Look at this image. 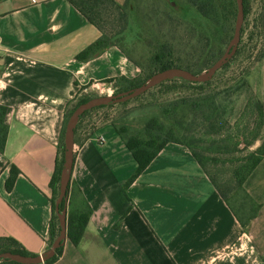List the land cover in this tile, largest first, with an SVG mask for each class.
I'll use <instances>...</instances> for the list:
<instances>
[{
    "label": "crops",
    "instance_id": "obj_1",
    "mask_svg": "<svg viewBox=\"0 0 264 264\" xmlns=\"http://www.w3.org/2000/svg\"><path fill=\"white\" fill-rule=\"evenodd\" d=\"M99 35L68 0H0V104L8 125L0 237L29 255L48 248L49 183L66 109L94 87L140 74L115 46L77 60ZM80 131L70 205L86 203L90 216L78 244L66 238L52 264H264V156L244 181L260 207L243 230L185 146L168 143L125 187L136 163L112 126ZM11 166L19 173L7 191Z\"/></svg>",
    "mask_w": 264,
    "mask_h": 264
},
{
    "label": "trees",
    "instance_id": "obj_2",
    "mask_svg": "<svg viewBox=\"0 0 264 264\" xmlns=\"http://www.w3.org/2000/svg\"><path fill=\"white\" fill-rule=\"evenodd\" d=\"M68 1L100 32L94 42L76 55L77 60L88 61L115 46L140 69V74L135 78H116L120 84L118 92L139 86L154 73L170 67L183 68L195 74L208 69L222 55L221 46L226 43L230 21L234 19L235 24L237 12L235 0H171L170 3L162 0H125L122 3L116 0ZM243 7L245 19L248 12L246 0H243ZM178 8L194 9L197 14L188 19H181ZM181 24H185L186 32L195 40V46H191L192 49L186 54V58H182L180 56L182 52L175 49L176 28ZM262 29L264 31V26ZM242 33L241 28L240 38ZM189 56L193 60H188ZM210 85L211 80L191 82L171 79L161 82L153 88L163 89L166 92L181 90L188 93V97L181 98L159 112L150 114L140 128L130 129L125 125L111 124L136 163L134 172L124 186L127 187L168 143L185 146L208 175L241 228L246 230L252 219L256 217L260 204L255 202L245 190L244 181L264 156V142L253 152L248 153L241 167L234 170L232 189L223 190L205 170L206 160L214 157L205 153L209 148L202 144V137L208 135L212 137L217 131L214 129L222 128L219 120L224 113L223 108L221 110V101L225 97L242 92L247 87V83L243 76L223 90H214ZM88 99L90 98L87 95L78 96L72 109L68 111L67 108L64 114L58 143V160L49 183L52 215L49 223L48 247L59 232L54 200L58 195L59 175L63 162L61 149L63 132L72 111ZM247 104V107L263 113L264 103L259 99L254 100L249 97ZM6 111V106L0 104V153L4 151L8 134V125L5 122ZM89 111H85L80 117ZM187 114H190L191 118L186 122ZM195 126L196 133L193 130ZM236 137L228 136L221 142H224V147L229 144L235 146L238 143ZM217 149H220L219 145ZM18 173L16 167H10L5 184L7 191L12 189ZM73 187L74 185L69 182L66 191L69 205L66 212V238L73 245H77L88 222L90 208L84 202L79 209L70 205L71 199L76 194ZM62 206L63 203L60 208ZM3 251L29 255L20 244L9 237H0V252ZM61 251L62 246L56 249L53 257L42 264H52L60 256ZM0 264L19 263L3 261Z\"/></svg>",
    "mask_w": 264,
    "mask_h": 264
},
{
    "label": "rangeland",
    "instance_id": "obj_3",
    "mask_svg": "<svg viewBox=\"0 0 264 264\" xmlns=\"http://www.w3.org/2000/svg\"><path fill=\"white\" fill-rule=\"evenodd\" d=\"M162 1L171 2V0ZM246 1L248 12L242 23L243 33L237 48L234 54L210 79V87L214 90H223L233 85L243 76H245L247 87L242 92L231 97H225L221 101V110L223 108L224 113L219 120L222 123V128L214 129L217 131L212 137L209 135L202 137V144L209 148V151L205 153L214 157L206 160L205 170L223 190L232 189L234 170L241 167L248 153L253 152L264 142V107L262 114L251 107H247L249 97L254 100L259 99L264 103V31L262 29L264 26V0ZM178 12L181 19H188L197 14L194 9L186 8H178ZM233 25L234 19L230 21L228 26V35L226 43L221 46V54L225 51L227 43L233 35ZM186 29L185 24H181L176 28L175 49H178L180 53L182 52L180 55L182 58H186V54L190 53L192 45L195 46V40L190 38V34L186 32ZM188 60L193 59L189 56ZM206 71L207 69L202 72ZM143 75H145V72ZM119 87L120 84H113L109 88L94 87L92 92L82 93L80 96L87 95L92 98L112 95L118 93ZM186 97H188V93L181 90L166 92L163 89L150 88L149 91L147 90L142 94L101 105L103 107L90 109L89 112L77 120L74 134L81 132L82 128L90 132L111 124L114 126L125 125L130 129H137L143 125L144 120L150 114L157 113L162 108L168 107L169 104ZM74 104L75 102L68 107V111L72 109ZM190 118L191 115L187 114L185 116L186 122ZM193 130L196 133V126ZM228 136H237L238 143L235 146L229 144V146L224 147V142H221V140L226 139ZM65 141L66 127L62 138L63 146L61 145L62 156ZM218 145L220 149H217ZM56 198L57 196H55V200Z\"/></svg>",
    "mask_w": 264,
    "mask_h": 264
},
{
    "label": "water",
    "instance_id": "obj_4",
    "mask_svg": "<svg viewBox=\"0 0 264 264\" xmlns=\"http://www.w3.org/2000/svg\"><path fill=\"white\" fill-rule=\"evenodd\" d=\"M237 12L235 17L233 36L228 42L223 54L210 66L206 72L195 74L189 70L170 67L151 75L144 83L134 88L118 92L112 95H103L92 97L84 103L78 105L69 115L66 123V141L63 153V162L59 175L58 195L55 200V210L59 222V232L51 242L50 246L41 255H22L11 251L0 252V263L2 261H14L19 264H42L54 256L57 248L63 245L66 239V203H67V186L70 181L73 150H74V127L79 117L87 110L94 107L123 100L131 96L139 95L161 82L171 79H182L191 82H206L210 80L216 71L234 54L240 40V31L244 20L243 0H235ZM63 206L60 208V205Z\"/></svg>",
    "mask_w": 264,
    "mask_h": 264
}]
</instances>
